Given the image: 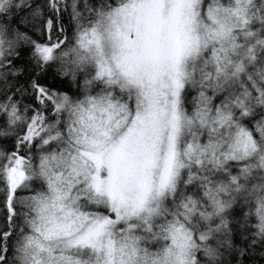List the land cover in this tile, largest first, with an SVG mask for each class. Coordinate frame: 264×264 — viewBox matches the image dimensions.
<instances>
[{
	"label": "snow or ice",
	"instance_id": "1",
	"mask_svg": "<svg viewBox=\"0 0 264 264\" xmlns=\"http://www.w3.org/2000/svg\"><path fill=\"white\" fill-rule=\"evenodd\" d=\"M62 7L71 9V35L60 23ZM25 8L27 14L18 16ZM249 11L250 0H44L31 5L0 0V136L12 138L0 145V264H10L13 256L22 264H194L197 248L214 261L221 243L232 247L224 211L232 201L221 198L230 192L245 194L248 211L242 212L241 228L249 236L240 233L241 238L251 246L260 237L264 244V195L240 183L257 165L264 168V119L255 124L243 119L264 106V88L249 75L255 93L244 88L212 102L245 72L246 63L257 59L252 41L264 45L251 30ZM22 23L39 24L42 36L48 32L47 42L32 39ZM22 42L32 53L27 87L37 104L25 105L23 114L16 95H9L15 87L9 77L18 79L19 71L12 57ZM201 55L206 57L202 90L185 111L181 99L193 79L189 61ZM209 64L212 70H204ZM42 75L63 77L79 84V91L45 87ZM15 93L24 95L26 89ZM196 125L207 129V138L186 140L184 157L198 168L207 163L222 176L215 182L200 177L206 206L192 196L181 198L180 211L157 222L159 201L175 190L184 166L181 136ZM65 133L78 146L72 174L77 183L83 179L88 199L101 210L74 218L68 210L58 219L50 209H63L68 192L57 187L61 174L53 165L59 167L63 154L46 153L35 164L30 153ZM233 163L239 168L235 175ZM34 175L46 181L50 199L21 194ZM196 178L189 172L186 182ZM22 208L46 220L43 231L25 220L38 236L21 234L20 218L28 215ZM253 220L254 231L244 227ZM221 232L224 240L214 246L213 236ZM141 233L163 234L167 244L156 252L142 248L146 236ZM42 240H63V247L53 254ZM236 251L243 254L244 248Z\"/></svg>",
	"mask_w": 264,
	"mask_h": 264
},
{
	"label": "clouds",
	"instance_id": "2",
	"mask_svg": "<svg viewBox=\"0 0 264 264\" xmlns=\"http://www.w3.org/2000/svg\"><path fill=\"white\" fill-rule=\"evenodd\" d=\"M106 2V0H105ZM226 2V0H225ZM250 17L252 18L254 27L251 29L259 38V40L264 41V0H250ZM203 23H207L206 20ZM203 30V29H201ZM252 44L255 47L256 57L257 59L253 63H246L245 72L241 73L240 77L237 80L230 81L224 88L223 91H218L219 93V101L223 100L225 96H230L232 94L241 93L244 88H248V90L255 93V88H253L248 80V76L251 75L255 80L257 87L264 88V78L262 74H264V45H258L257 40H253ZM206 59L203 55L194 58L189 61L188 72L193 75V79L186 84V88L184 90V94L181 99V106L183 110L188 111L191 109L193 105V97L196 96L202 89L200 87V82L202 78L201 66L203 65V61ZM206 71H211L212 66L209 64ZM79 91V84H73V93ZM208 95H212L211 89L205 87L203 89ZM216 98L213 97L212 102L215 103ZM20 107V105H19ZM23 114V108H21ZM237 117H239V112H236ZM244 120L249 121L250 123L255 124L256 121L264 119V106H257L254 110L253 114L249 117L243 118ZM243 122V120H242ZM208 132L207 129H201L198 125L192 127L189 130H185L180 139V147H181V160L183 161L184 166L180 169V173L176 179V188L173 192L165 193V195L160 199V215L156 218L157 222H164L167 219L171 218V214L173 212H179V202L181 198H186L188 196H192L194 199H198L202 204L206 202L203 200L201 194V183L202 180L200 177H207L212 182L219 180L222 176V173H219L213 169H211L207 163L203 167H197L193 161L186 159L183 155V144L186 140H191L194 137L196 138H207ZM3 138H8V136H0ZM77 145L70 141L68 134L65 133L58 141H53L49 145L40 144L39 147L32 148L30 155L34 158V163L39 164V159L41 155L46 153H51L55 151L57 154L62 152L64 160L57 167L53 165L55 171L61 174L60 179L57 182V187H60L62 190L68 192L66 198L62 201L64 208L63 209H54L51 210L56 218L62 219L64 218V214L71 210L72 217L74 218L75 214L78 212H84L88 214L99 212L101 209L96 204L90 202L87 197V194L84 191V183L83 179L80 178V182H76V178L73 176L71 171L72 164V155L77 151ZM254 162V161H253ZM238 166L233 163L230 167V171L232 174H236L238 172ZM35 171V169H33ZM192 172L196 179H193L190 183H187L188 173ZM31 174V173H30ZM240 183L246 185L247 188L255 187L261 195H264V168L257 165L251 173L246 178H241ZM26 195H33L35 193H41L42 195L51 198V193L49 192L46 181L37 176L32 177V181L29 182L28 191H26ZM243 193H224L222 194V199L231 200L232 203L229 204L225 209L226 215L228 214V210L232 209L234 205L241 204L248 211V207L245 204ZM23 212L28 213L27 217L20 218V232L22 235H32L38 236L33 230L32 225L26 223L25 220L34 221L36 227L40 228L41 231L46 227V220L41 219L37 216L36 213L32 212L29 208H22ZM225 215V217H226ZM226 219V218H225ZM227 220V219H226ZM228 221V220H227ZM193 224L196 223V220L192 221ZM255 221H249L246 225H251V230L254 231L253 225ZM247 228V227H246ZM155 231V229H153ZM146 236L141 242V247H146L152 252H156L157 249H161L166 246L167 241L163 238V234L159 237L153 238L150 234L141 233ZM116 238L119 239V232L115 233ZM224 233L214 234L213 236V245L215 246L217 241L224 240ZM230 235V234H229ZM257 240H260V237H256ZM47 247H50L53 250V254L58 252L63 247V240H50L43 241ZM228 244L221 243L218 246L219 254L216 256L215 260H210L203 251L199 248L195 249L192 252V256L194 258V264H227L224 259V252L228 249ZM10 264H22V262L18 259V257L13 256Z\"/></svg>",
	"mask_w": 264,
	"mask_h": 264
},
{
	"label": "trees",
	"instance_id": "3",
	"mask_svg": "<svg viewBox=\"0 0 264 264\" xmlns=\"http://www.w3.org/2000/svg\"><path fill=\"white\" fill-rule=\"evenodd\" d=\"M72 0H64V3L71 4ZM29 5L31 4H43L44 0H28ZM62 12H65L63 18L60 23L65 29H69L70 22V12L71 9L68 8L66 11L62 7ZM27 14V8L24 9L23 12H17V15L20 17H24ZM21 29H26V34L31 36L32 39L37 42H47L48 40V32L45 31L43 36L40 32L39 24L36 25L35 28H32L29 24H21ZM71 29L68 31V35H71ZM63 38V37H61ZM53 40L56 39L55 35L52 37ZM32 53L30 51V46L27 44L21 43L20 51L17 56L12 57V67L18 69L17 77L18 79L13 80L9 77L10 83H13L15 87L9 95H16V99L20 101V107L23 108L25 105H30L31 108H36L37 104L32 98V89L27 87L28 84V73L31 72V68L29 67L31 63ZM42 81L46 80L44 84L45 87L51 86L53 90L59 89L61 91L69 92L70 94L73 92V86L70 81L65 80L63 77L52 76V75H42ZM64 81L61 84V81ZM16 88H25L26 93L24 95L16 94ZM219 96V93H217ZM216 104H219V99L215 100ZM12 142V138H3L0 137V145L7 146ZM22 195H26V192H22ZM247 209L243 207L241 204H236L232 209L228 210V214L226 215V219L229 222V234L230 241L232 244L231 248H228L224 252V259L227 264H264V244H262L259 240L254 245L249 246L246 240L241 238L240 233H243V229L241 228V223L243 222L242 212H246ZM0 219H3V209H0ZM19 223V220L17 221ZM247 228H251V225H246ZM244 236H249V233H243ZM237 248H244L243 254L236 251Z\"/></svg>",
	"mask_w": 264,
	"mask_h": 264
}]
</instances>
